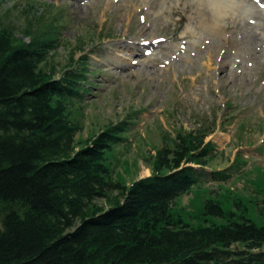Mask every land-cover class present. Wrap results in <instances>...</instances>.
<instances>
[{"label":"trees","instance_id":"16d2710c","mask_svg":"<svg viewBox=\"0 0 264 264\" xmlns=\"http://www.w3.org/2000/svg\"><path fill=\"white\" fill-rule=\"evenodd\" d=\"M3 1L0 264H264V186L251 199L205 188L220 190L248 162L238 152L227 169L211 167L216 123L164 132L155 154H139L150 177L127 182L117 170L135 165L126 150L137 113L76 140L83 125L74 119L94 85L88 58L75 60L72 48L57 69L63 12L28 4L18 29L9 19L17 5Z\"/></svg>","mask_w":264,"mask_h":264},{"label":"rangeland","instance_id":"374dc122","mask_svg":"<svg viewBox=\"0 0 264 264\" xmlns=\"http://www.w3.org/2000/svg\"><path fill=\"white\" fill-rule=\"evenodd\" d=\"M260 1L264 2L4 0L1 6L17 5L9 19L18 29L25 25L21 11H27L28 4L33 6L31 13H43L46 5L54 13L63 12L60 42L51 61L60 69L75 48V60L88 58L94 83L79 107L82 115L77 112L74 119L83 125L76 140L84 142L129 112L137 113L126 150L135 165L121 163L117 170L127 182L149 177L139 154L160 148L164 132L193 131L199 121L216 123L215 133L206 139L217 153L211 167L227 169L238 152L248 163L220 190L217 185L205 188L210 186L217 194L230 189L251 199L257 196L255 186H264V3ZM118 151L126 152L123 146ZM191 198L184 197L183 205ZM248 216L261 225L253 206Z\"/></svg>","mask_w":264,"mask_h":264},{"label":"bare ground","instance_id":"6f19581e","mask_svg":"<svg viewBox=\"0 0 264 264\" xmlns=\"http://www.w3.org/2000/svg\"><path fill=\"white\" fill-rule=\"evenodd\" d=\"M79 1V0H78ZM260 2H262V3H264L263 1H260ZM82 3V2H81ZM213 25L215 26V25H218V23H213ZM142 26H143V24H142ZM144 27V26H143ZM222 30V29H221ZM218 31H219V29H218ZM194 34V33H193ZM143 36V35H142ZM141 37V36H140ZM146 37V36H145ZM192 37H194V36H192ZM178 39V38H177ZM197 39V38H196ZM133 41V40H132ZM138 41V40H137ZM136 42H133V44H135ZM201 44V43H200ZM203 44V43H202ZM130 45V44H129ZM150 45V44H149ZM202 46H204V45H202ZM201 46V47H202ZM219 48V47H218ZM137 50V49H136ZM214 55H215V53H214Z\"/></svg>","mask_w":264,"mask_h":264}]
</instances>
